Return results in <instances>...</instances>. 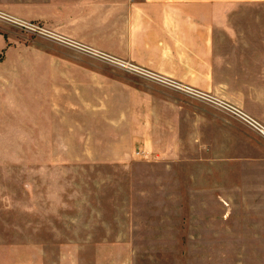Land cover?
<instances>
[{"label": "crops", "instance_id": "0c3cea01", "mask_svg": "<svg viewBox=\"0 0 264 264\" xmlns=\"http://www.w3.org/2000/svg\"><path fill=\"white\" fill-rule=\"evenodd\" d=\"M260 4L0 0L3 12L41 21L62 44L77 45L43 50L42 65L0 63V264H82L78 249L139 245L130 228L117 238L106 218L117 214L112 200L121 192H71L65 161L37 165L35 147H66L67 136L107 147L110 158L81 163L97 175L173 165L188 147L187 264H264V17L241 9ZM6 44L0 33V54ZM106 57L151 75L126 73ZM52 102L81 112L73 124L66 114L54 123ZM153 154L161 159H146ZM77 199L92 206L69 208Z\"/></svg>", "mask_w": 264, "mask_h": 264}, {"label": "rangeland", "instance_id": "374dc122", "mask_svg": "<svg viewBox=\"0 0 264 264\" xmlns=\"http://www.w3.org/2000/svg\"><path fill=\"white\" fill-rule=\"evenodd\" d=\"M241 9L245 16L255 15L261 19L264 17L263 4L244 6ZM28 25L33 27L30 28ZM0 33L5 37V41L7 42L0 54L1 64L26 65L37 63L42 65L44 63L42 58L43 50H49V47L56 50L62 47V45L77 47L75 43L71 42H64L62 44L58 40L59 37L56 35L55 37L46 28L45 23L18 19L3 12L1 9ZM9 48L13 49L8 51ZM106 59L105 61H101L105 63L108 61L109 65H117L116 67L124 69L125 72L127 71L126 73L151 75L139 70L134 64L129 65V63L114 59L113 57H106ZM149 77H154V79H158L159 81L162 80L153 74ZM167 82L169 83V81ZM173 85L180 91H188L187 88ZM52 90L55 91L57 89ZM172 96L175 97V95ZM55 99H59V97ZM51 105L54 123L59 121L58 118L61 114H66L71 118L70 123L73 124V120L77 118V113L81 112V107H77L74 103L64 105L63 103L52 102ZM105 106L106 103L105 105L101 104L100 111L105 110L103 108ZM105 127L107 129V125ZM75 137L67 136L68 143L66 147H59L58 145L55 147H35L37 165L42 166L44 160H51L53 165L58 161H65L66 166L62 169L67 171L68 190L71 192H121L124 198L112 200L113 204L111 207L117 208V214L109 215L106 218L114 223L116 227L114 235L117 238L122 239L124 236L129 235L128 229L130 228V234L135 239V244H139L130 249L122 245L100 249H78V255L82 264H124L126 262H130V264H146L147 261H152L154 262L153 264H156L155 255L161 258L157 264H187L185 236L188 222L187 187L190 172L188 147H181L179 156L174 158L180 162L173 165L151 164V166H145L139 170L136 168L131 177L122 176L121 173L111 170L108 172L109 169L106 168L103 169L102 173L97 175L93 173L87 174L82 169L81 163L91 161L94 158H110L108 157L109 153L107 150H104L107 147H88L90 146L88 145V139L84 140V142L88 143L78 146L76 143L77 137ZM8 148L4 147L3 150H8ZM17 148L13 147L12 149ZM32 155L30 153V156ZM15 156L27 158V152L16 153ZM132 159L133 161L141 160L139 156L135 155V150L132 151ZM146 159L158 160L161 158L153 154ZM196 171L198 172V168H196ZM211 174L215 175L216 171L213 173L212 169ZM71 202H74V205L73 203H69V208H75L77 206L76 203L80 204L79 202L92 206L91 200L82 199V201H79L77 199ZM129 209L132 212L130 216L127 215ZM87 218H90L89 221L92 219L91 217L84 216L80 217V220L86 221L85 219ZM170 235L174 237L179 236L180 241L177 242L175 238H170ZM154 236H164L166 238L163 241L162 238L160 241H157L158 238H155V241L153 240ZM145 243H157L160 245H158L159 247L140 246V244ZM97 250L98 253L96 252ZM51 264H53V261Z\"/></svg>", "mask_w": 264, "mask_h": 264}, {"label": "built area", "instance_id": "2783aa9c", "mask_svg": "<svg viewBox=\"0 0 264 264\" xmlns=\"http://www.w3.org/2000/svg\"><path fill=\"white\" fill-rule=\"evenodd\" d=\"M28 26H29L30 28L33 27V26H31V25H28ZM169 83H171V82L169 81ZM172 84H175V83L172 82ZM175 86H178V85L175 84ZM178 87H179V86H178ZM195 94H197L198 96H200L201 98H203V99H205V100H209V99H210L209 96L204 95V94H202V93H196V92H195ZM228 109H229L230 111H232V112H234V113L240 115V117H241V113H240L239 110H237V109H235V108H233V107H228Z\"/></svg>", "mask_w": 264, "mask_h": 264}]
</instances>
